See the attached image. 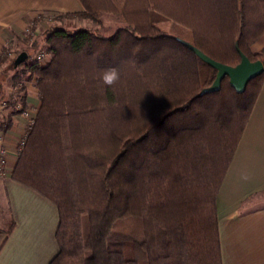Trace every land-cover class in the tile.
Listing matches in <instances>:
<instances>
[{"label":"trees","instance_id":"obj_1","mask_svg":"<svg viewBox=\"0 0 264 264\" xmlns=\"http://www.w3.org/2000/svg\"><path fill=\"white\" fill-rule=\"evenodd\" d=\"M81 2L83 17L147 15L128 17L110 36L49 27L46 62L27 59L12 70L13 86L21 84L17 70L24 65L39 92L12 177L58 207L59 251L49 264H223L216 197L264 72L243 93L225 76L218 91L200 94L217 69L162 30L153 13L210 57L237 65L240 51L264 59V49L251 50L264 33V0ZM112 67L120 80L102 89L101 72ZM7 69L0 73V104L12 99ZM21 85L14 99L26 108ZM21 111L0 116V134Z\"/></svg>","mask_w":264,"mask_h":264},{"label":"crops","instance_id":"obj_2","mask_svg":"<svg viewBox=\"0 0 264 264\" xmlns=\"http://www.w3.org/2000/svg\"><path fill=\"white\" fill-rule=\"evenodd\" d=\"M83 11L81 0H0V55L20 43L29 26L40 34L49 27H95L77 19L100 23L101 17L77 15ZM263 49L264 33L251 45L255 53ZM24 85L25 111L12 114L10 127L0 134L8 155L0 171V264H49L59 251L58 207L12 177L19 142L40 106L35 76ZM11 112L1 117L7 119ZM216 206L223 264H264V84L217 193Z\"/></svg>","mask_w":264,"mask_h":264},{"label":"rangeland","instance_id":"obj_3","mask_svg":"<svg viewBox=\"0 0 264 264\" xmlns=\"http://www.w3.org/2000/svg\"><path fill=\"white\" fill-rule=\"evenodd\" d=\"M147 13H143V12H135V14H130L129 16H127L126 18L124 16H120V15H116V14H111V13H102L99 17H101L100 19V23L95 22V20H90V19H82V20H75V22H81L82 24H87L88 26H95L97 27L103 34L110 36L112 34L115 33V31L124 26L126 24L127 18L129 17L130 19H137V18H141L146 16ZM128 18V19H129ZM153 18L154 20L156 19H161V21L158 23V25L162 28V30L169 32L173 35H175L176 37H181L184 39H189V35L187 33H185L179 26H177L176 24H174L170 19L167 18H161V16H159L158 13L154 12L153 13ZM56 18L54 17L53 19V23L55 24ZM58 24V23H57ZM94 27V28H95ZM30 28V32H25V38L21 40L20 43H17L16 46H12V48L9 46L7 48H5L1 55L4 58V61L0 63V68L4 69V68H8V72L11 73L10 76L7 77V82H8V87L10 90V96H11V100L9 102H6V100H3V104H1L2 107H0V116L6 117L5 115H8V111L9 109H13L14 107H16V104L21 103V100H16L14 98H18L20 96V94L22 93L20 91L19 94V86H22L21 84L24 83L26 81V78L29 75L28 70H26V67L23 65L21 66L18 70L17 73L20 76L21 79V84H19V86H13V79H12V75L15 73L14 71H12L13 69H16L11 61L9 59H11V56L9 55V52L12 51L13 53L15 52V58L17 57V55L22 52V51H27L29 54V58H28V62L27 64L31 63L32 61H36V59H34V55L33 53H37V52H44L45 54V59L49 58L50 54H48V47L49 44H47L44 40V31H42L40 34H38L36 32V29L32 26H29ZM70 30H75L77 28H69ZM33 32V33H31ZM35 38L34 41V46H32L31 42H32V38ZM9 60L10 62L7 63ZM12 60V59H11ZM7 61V62H6ZM7 63V64H6ZM25 71V72H24ZM27 71V72H26ZM19 95V96H18ZM14 101V102H13ZM16 101V102H15ZM15 103V104H13ZM15 105V106H14ZM23 105V104H22ZM5 113V114H4ZM83 229H84V233L85 235L88 232V219L86 217L83 218Z\"/></svg>","mask_w":264,"mask_h":264},{"label":"water","instance_id":"obj_4","mask_svg":"<svg viewBox=\"0 0 264 264\" xmlns=\"http://www.w3.org/2000/svg\"><path fill=\"white\" fill-rule=\"evenodd\" d=\"M176 38L185 46L193 50L202 60L217 69V74L213 83L201 90L200 94L202 95L209 92L218 91L221 88V82L225 76L229 77L230 84L236 89L238 93H243L246 90L247 84L253 78L264 72V59L252 61L245 53L240 51L241 61L237 65H228L210 57L190 41L181 37ZM236 46L239 49L238 42L236 43ZM28 58L29 54L27 51L20 52L14 59V67L17 68Z\"/></svg>","mask_w":264,"mask_h":264},{"label":"built area","instance_id":"obj_5","mask_svg":"<svg viewBox=\"0 0 264 264\" xmlns=\"http://www.w3.org/2000/svg\"><path fill=\"white\" fill-rule=\"evenodd\" d=\"M27 32H30V28L27 29ZM31 33H33V32H31ZM31 40H32L31 44H32V46H34L35 38L33 37ZM9 55L12 57L15 56L12 51L9 52ZM44 57H45L44 52H37L34 54V59H36V61L40 62L41 64H44L47 60ZM3 103H1V104H3ZM16 108L21 109L23 112L25 111V108H23V105L21 103L16 104ZM33 125H34V118L29 121L28 128L25 131L22 139L19 142V147L22 148V146L25 144V137L28 134L29 130L33 127ZM7 160H8L7 151L1 142V136H0V171H2L6 167Z\"/></svg>","mask_w":264,"mask_h":264},{"label":"clouds","instance_id":"obj_6","mask_svg":"<svg viewBox=\"0 0 264 264\" xmlns=\"http://www.w3.org/2000/svg\"><path fill=\"white\" fill-rule=\"evenodd\" d=\"M103 87H113L120 80V72L117 68L112 67L104 69L99 77Z\"/></svg>","mask_w":264,"mask_h":264}]
</instances>
